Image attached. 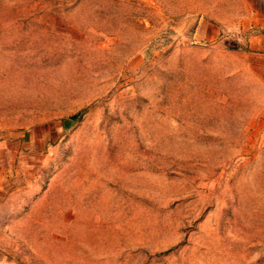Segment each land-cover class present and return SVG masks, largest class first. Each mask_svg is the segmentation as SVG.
Segmentation results:
<instances>
[{"label": "rangeland", "instance_id": "obj_1", "mask_svg": "<svg viewBox=\"0 0 264 264\" xmlns=\"http://www.w3.org/2000/svg\"><path fill=\"white\" fill-rule=\"evenodd\" d=\"M214 1L0 0V264H264V61Z\"/></svg>", "mask_w": 264, "mask_h": 264}, {"label": "crops", "instance_id": "obj_2", "mask_svg": "<svg viewBox=\"0 0 264 264\" xmlns=\"http://www.w3.org/2000/svg\"><path fill=\"white\" fill-rule=\"evenodd\" d=\"M223 1V9L218 6ZM212 6V36L218 29L238 35L243 47L264 61V0H216ZM202 26L201 20L197 21Z\"/></svg>", "mask_w": 264, "mask_h": 264}]
</instances>
